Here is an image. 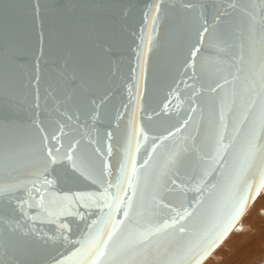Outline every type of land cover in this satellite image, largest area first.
<instances>
[{
    "label": "water",
    "instance_id": "1",
    "mask_svg": "<svg viewBox=\"0 0 264 264\" xmlns=\"http://www.w3.org/2000/svg\"><path fill=\"white\" fill-rule=\"evenodd\" d=\"M263 185L264 0H0V264H200Z\"/></svg>",
    "mask_w": 264,
    "mask_h": 264
},
{
    "label": "rangeland",
    "instance_id": "2",
    "mask_svg": "<svg viewBox=\"0 0 264 264\" xmlns=\"http://www.w3.org/2000/svg\"><path fill=\"white\" fill-rule=\"evenodd\" d=\"M258 206L261 209L262 208L264 209V187L262 188L256 200L252 203V205L249 207V209L246 211V213L243 215V217L239 221L237 225L238 230L235 229L203 264H233L235 261H236L235 262L236 264L237 263L239 264V262L245 259L246 255H248L247 256V259H248V258H251L252 256H255L256 254H259L260 256L253 258L254 260L252 259V261L248 259L249 261L246 260L247 263H244V264H264V257H263L264 255L262 254L264 252V250H262L264 249L263 248L264 238L261 237V236H264L263 235L264 227L261 224H259L260 216L257 215V211L259 210ZM251 212H252V215H250ZM252 216L255 217L256 219L253 218ZM250 219L252 221H249ZM256 223H257V226H256ZM262 240L263 242H261ZM254 246L256 248L254 250H251L253 249ZM230 249H232L233 253L230 251ZM259 249L260 251L262 250L263 252H260Z\"/></svg>",
    "mask_w": 264,
    "mask_h": 264
},
{
    "label": "snow or ice",
    "instance_id": "3",
    "mask_svg": "<svg viewBox=\"0 0 264 264\" xmlns=\"http://www.w3.org/2000/svg\"><path fill=\"white\" fill-rule=\"evenodd\" d=\"M195 54V53H194ZM225 137L221 136L220 141H218L219 147L216 149V154L220 155L221 152H224V156L221 157L220 160H213L214 163H216L218 166H222L225 161L227 160V150L223 145V140ZM218 170V169H217ZM193 179H195V175L193 176ZM46 184L51 185L50 181H45ZM103 183V182H102ZM175 183V181H173ZM112 187L111 183L109 182L107 186L103 188V191L99 193V196L94 199H99L101 201H105L104 206L109 207L110 209L112 207H116L117 211H123V215H128V208L125 207L121 209L119 206L123 203L124 198L120 197L117 193V195L113 196L109 194V189ZM34 192L39 194V198L42 201L44 193L41 192L39 188H34ZM258 194V192H257ZM80 199V198H77ZM129 206L131 205V199L129 198L128 201ZM247 205V196H243L240 198L238 204L235 206V208L230 212L228 216H226L222 221H218L216 225H214L210 238L208 239V247L207 250L204 251L203 255L201 256V259L206 258L207 255L210 254V252L218 246L220 242H222L223 238L232 230V228L235 226L236 220L239 219V217L243 214V211L245 210ZM101 211H103V208H101ZM76 215H81L80 213H75ZM110 216V213H109ZM81 218H83L81 216ZM113 221L115 223V218H113ZM66 227V225L64 226ZM238 230V229H237ZM86 246L85 243H81V247Z\"/></svg>",
    "mask_w": 264,
    "mask_h": 264
},
{
    "label": "bare ground",
    "instance_id": "4",
    "mask_svg": "<svg viewBox=\"0 0 264 264\" xmlns=\"http://www.w3.org/2000/svg\"><path fill=\"white\" fill-rule=\"evenodd\" d=\"M263 187H264V185H263ZM263 187H262V188H263ZM262 188H261V190H262ZM261 190H259V191L261 192ZM260 192H259V193H260ZM257 197H258V196H257ZM257 197H256V198H257ZM255 200H256V199H255ZM255 200H254V201H255ZM251 202H252V201H250V200L248 201V203H247L248 206L251 204ZM251 205H252V204H251ZM251 205H250V206H251ZM250 206H249V207H250ZM256 207H257V206H256ZM258 208H259V210L257 211V215L260 216V217H259V219H260L259 224H261V225L264 227V209H263V208L261 209L259 206H258ZM248 209H249V208H248ZM248 209H247V210H248ZM251 209H252V208H251ZM255 209H256V208H255ZM252 211H254V210H252ZM245 213H246V212H245ZM245 213H244V214H245ZM244 214H243V215H244ZM243 215L239 218V220H238V222H237V225H238L239 221L241 220V218L243 217ZM250 215H252V212L250 213ZM254 215H255V213H254ZM254 215H253V216H254ZM253 216H252V217H253ZM253 218H255V217H253ZM248 219H249V218H248ZM248 219H247V221H248ZM255 219H256V218H255ZM249 221H252V220L250 219ZM253 221H254V220H253ZM256 222H257V221H256ZM252 223H253V222H252ZM237 225H236V227H235V228H234V229H233V230H232V231H231L226 237H224V239L222 240V242H221L217 247H215V249H213V251L210 253V255H208V256H207V257H206V258H205L200 264H203V263H204V262H205V261H206V260L212 255V254H213V252H214V251H215V250H216V249H217V248L223 243V241H224V240H225V239H226V238H227V237H228V236H229V235H230L235 229H237ZM256 226H257V223H256ZM257 230H258V229H257ZM263 235H264V234H263ZM251 236H252V235H251ZM261 237L264 238V236H261ZM251 241H252V240H251ZM261 242H263V240H262ZM261 246H262V245H261ZM255 248H256V247L254 246L253 249H251V250H254ZM263 248H264V247H263ZM228 249H229V247H228ZM233 250H234V249H233ZM262 250H264V249H262ZM262 250L260 251V249H259L260 252H263ZM230 251L233 253L232 249H230ZM232 253H231V254H232ZM239 253H240V252H239ZM239 253H238V254H239ZM260 254H261V253H260ZM262 254L264 255V252H263ZM262 254H261V255H262ZM216 255H217V254H216ZM220 255H221V254H220ZM243 255H244V254H243ZM214 256H215V255H214ZM236 256H237V255H236ZM244 256H245V255H244ZM247 256H248V255L245 256V259H244V260H242V261L240 260L241 262H239V264L247 263L246 260H248V259H250V260L252 261L253 258H255V257H259L260 255H259V254H256L255 256H252L251 258H248V259H247ZM234 257H235V255H234ZM240 257H241V255H240ZM240 257H239V258H240ZM263 257H264V256H263ZM221 258H222V257H221ZM215 259H217V258H215ZM232 259H233V258H232ZM253 260H254V259H253ZM214 261H215V260H214ZM227 261H228V260H227ZM234 261H235V259H234ZM248 261H249V260H248ZM212 262H213V260H212ZM235 262H236V261H235ZM235 262H234L233 264H236ZM253 263H254V262H253ZM237 264H238V263H237Z\"/></svg>",
    "mask_w": 264,
    "mask_h": 264
}]
</instances>
